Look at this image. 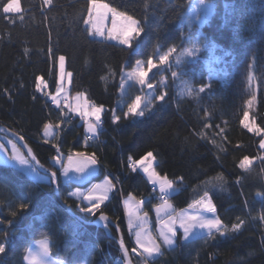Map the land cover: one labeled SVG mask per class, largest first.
<instances>
[{
  "label": "trees",
  "instance_id": "trees-1",
  "mask_svg": "<svg viewBox=\"0 0 264 264\" xmlns=\"http://www.w3.org/2000/svg\"><path fill=\"white\" fill-rule=\"evenodd\" d=\"M100 1L140 21L143 33L131 48L86 33L81 16L86 0H54L47 11L41 7L42 0H22L26 9L22 22L14 18L15 23H9L0 13V126L21 134L41 163L53 171L59 167L54 168L51 159L56 147L65 155L95 154L101 174L109 170L111 178H118L113 179L110 199L101 205L112 224L106 229L69 214L62 201L85 220L97 218L77 211L79 201L68 195L74 183L64 182L60 173L62 201L49 178L34 179L0 163V242L8 234V251L0 256V264H26L28 247L41 238H49L52 254L67 264H124L118 263L124 257L119 231L133 264H264V221L258 218L264 198L257 196L264 192V165L257 159L250 170L239 168L245 155L264 154L259 137L241 124L247 111L255 125L264 127V0H206L214 10L202 27L185 20L188 0ZM199 32L214 49H203L196 58L178 64L172 60L166 71L167 87H156V98L145 116L125 118L127 104L142 96L143 89L131 84L121 93L124 71L134 69L137 61L145 65L149 58L158 61L169 48L180 52ZM61 55L72 73L71 94L82 93L109 110L96 140L86 141L84 123L72 114L63 116L65 122L54 139L41 138L44 126L58 112L35 90V84L42 76L55 92ZM213 55L225 71L211 78L207 62ZM150 80L156 82V74ZM207 85L200 93V87ZM253 91L255 100L249 107ZM161 94L165 101L158 99ZM113 109L121 116L118 124L112 122ZM149 151L156 156L157 171L168 179L184 176L197 186L210 177H222L209 194L224 224L230 229L243 220L241 229L227 239L217 236L192 243L178 239L174 249L163 247V255L154 260L145 261L134 252L123 199L133 195L151 210L159 192L153 191L144 174L131 171L128 157L140 159ZM22 203L25 209L20 208Z\"/></svg>",
  "mask_w": 264,
  "mask_h": 264
},
{
  "label": "snow or ice",
  "instance_id": "snow-or-ice-1",
  "mask_svg": "<svg viewBox=\"0 0 264 264\" xmlns=\"http://www.w3.org/2000/svg\"><path fill=\"white\" fill-rule=\"evenodd\" d=\"M41 7L45 11L51 9L54 7V0H42ZM25 12L26 9L22 6V0H0V13L8 19L9 23H15L14 18H18L22 22L24 20ZM81 16L82 23L85 25V31L89 36L114 40L129 48L132 47L133 42L143 33V28L140 26L139 20L128 15L126 12L119 11L116 7H113L108 3L100 2V0H86ZM109 19L111 28L106 32L103 25L105 22L109 21ZM175 50L174 47L169 48L167 53L160 55L159 63L161 65L168 64L169 55ZM48 51L51 55L52 50L49 48ZM25 52H27V49ZM192 54V50L188 49L182 55ZM156 67L157 64L151 58L147 60L146 68L143 61H137L136 67L121 77V92L124 91V84L126 81H133L141 86L142 89L144 87L149 90L153 89V85L148 82V76L149 72ZM59 73L61 83L55 85V95L45 91L47 83L42 76L37 78L35 90L43 92L44 95L57 106V108H60L61 111H63L60 94L61 92H64L62 100L64 103H67L68 96L65 91L66 85L64 81L67 77L68 83H71L72 77L71 72H65V57L63 55L59 56ZM172 75L175 77L177 73L173 72ZM253 79L254 78L250 75L249 81L251 82ZM161 83H163V81H161ZM206 87H210V85L201 86L199 92H205ZM5 92H7V90H5ZM82 95L83 94L81 93H77L75 97V107L72 108V111L77 113L86 125V141L96 140L98 139V134L103 124L102 117L109 110L106 109L103 104L97 105L95 103H90L87 100H83L82 102ZM158 99L160 101H165V94L159 95ZM254 100L255 91H253V98L247 101V105L250 107ZM150 104L151 101H149V104H142V97L137 95L130 104H127V111L124 112L123 115L125 118H143L146 111L149 109ZM68 119H71V117L68 116ZM111 119L114 124H118L121 120V116L116 114L115 109L111 110ZM64 122L65 121L62 119L61 123ZM241 124L250 133H254L259 137V148L264 150V127L249 122V114L247 111L243 113ZM4 131L7 133L8 130ZM52 131V125L46 124L44 126V137L46 139L49 137L54 139L55 137L51 136ZM13 135L16 136V139L8 140V144H11V149H9L4 142L0 141V152H3L5 155L11 152V156L9 157L10 160L16 161L21 166H25L30 174H37L38 178L44 179V177H40L36 171L37 169L39 171L42 170L49 178L48 182L54 187L59 183L60 177L58 173L70 180L74 178H86L85 174H87V176L93 175L99 166V161L95 157V154L88 156L84 152H70L65 155L59 147H56V154L52 156L51 159L53 167H59L55 171L45 169L36 156L32 154V149L28 148L26 143L24 144V147L27 150V155L20 152L17 141H24V137L16 134ZM254 159H259L261 165H264V154L258 157L245 155L239 162V168L246 171L250 170V166L253 164ZM145 161H147V163H145ZM155 161L156 156H154L151 151L147 152V154L140 159H133L132 156L128 157V164L131 171H140L144 174L147 177V182L153 186V191L159 192V198L162 201L156 206V216L160 227L157 236L153 237L151 233L146 232L144 228V225L147 224V213H144L143 216L140 215L141 206L145 201L136 200L133 196L124 200V205L128 212V228L129 230L139 229L134 231L135 244L143 250L140 255L145 258V261L149 259L154 260L157 256L163 255L161 250L162 245L174 249L177 245L178 239L187 243H192L195 240L207 241L215 239L217 236L227 239L230 233L238 232L241 229L244 224L243 220L233 224L230 229L224 224L220 216L217 214L216 206L212 202L207 191L204 192L200 199L195 200L189 205L190 209L195 210L194 212H176L168 199L175 191L174 184L176 182L168 179L167 176H161L160 173L155 170ZM5 163H7V161H5ZM219 178L222 179V177ZM113 179L118 178H109L108 176H105L102 184H93L91 188L87 189L86 193L85 191H82L81 188H76V190L70 194V197L77 198L83 204V206H77V211L85 213L87 216L99 217L98 221L103 222L107 228L112 224V221H110L109 217L102 212L101 205L109 200L108 194L114 187L112 182ZM179 180L182 181L183 178L180 177ZM98 192L100 194L97 195L96 193ZM257 196L264 198V192H258ZM84 201H86V203H83ZM26 207L27 205L23 203L20 204L21 209H25ZM12 215L15 216L16 213L13 212ZM258 218L261 221H264V209L261 210ZM80 219L83 220L85 217L81 216ZM0 223H2V221H0ZM8 223L11 224V221ZM113 226L118 227V225ZM7 235V233H4L3 241L5 242H0V256L6 255L8 251V244L6 243ZM40 243L44 254L47 255L49 252V244L47 240L41 241ZM120 248L125 260H127L128 251L124 247L122 239L120 241ZM133 251L135 252L136 249L134 248ZM33 264H35V258H33ZM128 264H130V261H128Z\"/></svg>",
  "mask_w": 264,
  "mask_h": 264
},
{
  "label": "crops",
  "instance_id": "crops-1",
  "mask_svg": "<svg viewBox=\"0 0 264 264\" xmlns=\"http://www.w3.org/2000/svg\"><path fill=\"white\" fill-rule=\"evenodd\" d=\"M58 72H59V67H58ZM59 81H60V77L58 79V84H59ZM45 82L47 83V88H46L45 91H47L48 93H50L52 95H55L56 91L55 92H51L49 90L48 82L47 81H45ZM70 86L71 85L66 84V88H65V91L67 92V96H68L67 103H64L63 100H62L64 92H62V94L60 95V98H61V101H62V104H63V111H61V110L59 111L58 110L59 108H57V106L55 104H53L55 106L54 109H55V111L58 112V114L54 115V117L49 122V124H51L53 126V131H52V134H51L52 137L56 136L57 131H58V126L61 124V120L63 119V116L65 114H72L75 117H79V115L77 113L72 111V108L75 107V103H76L75 97H76L77 94H71ZM41 93L44 94L43 92H41ZM47 99H49V98L47 97ZM83 100L89 101L84 94L82 95V102H83ZM81 121L84 123V121L82 119H81ZM84 131H85V134H87V129H86L85 123H84ZM43 133H44V131L41 134V138L46 139L44 137ZM47 139H52V138L49 137ZM8 140H14V139L11 138L10 136L6 135V134H0V141L4 142L8 146V148L11 149V144H8ZM17 145H18V148L20 149V152L22 154H24V155H27L23 151V149L20 147V145L18 143H17ZM5 156H7V160H8L7 163H5V161H2L0 163L16 167V168H18L21 171H26L27 174H29V176H32V177L35 176V174H30V172L28 170H26L25 166H21L16 161L10 160L9 157L11 156V152H9ZM88 156H91V155H88ZM145 163H147V161H145ZM156 166H157V159H156V161L154 163L155 170L157 171ZM85 176H86V178H80V179H75L74 178V179L70 180V179H67L66 177H63V175L61 174L62 180L64 182H66V183H74V186L70 188V190L68 192V195H70L73 191H75L76 188H81V190L85 191V193H86L87 189L91 188V186L93 184H102L103 181H104L105 176H108L109 178H111L109 176V174H105V175L101 174L100 164L97 167V169H96V171H95V173L93 175L87 176V174H85ZM179 178L173 180V181L176 182L174 184L175 191H174V193L172 195L169 196V198H168L169 199V203L172 205V207L175 209L176 212H182V211H185V210H193V209L189 208V205H191L195 201V200L192 199V196H193V193H194V189H196V187L191 184V182H190V180L188 178H185L183 176L182 177L183 178L182 181H180ZM113 185H114V187H113L112 191L109 192V194H108L109 195V199H110V197H111V195H112V193H113V191L115 189L114 182H113ZM96 194L98 195L100 193L98 192ZM208 194H209V192H208ZM130 196H133V195H128V196L124 197L123 204H124V200L128 199ZM209 196H210V194H209ZM133 197H135V196H133ZM75 199H77V198H75ZM136 200H142V199L136 198ZM78 201H79L80 206H83L82 202L80 200H78ZM161 202H157L156 204H154L152 206L151 210H148L146 208L145 203L141 206V209H140V215L141 216H143L144 213H147V224L144 225L145 231L146 232H149V231L152 232L155 235L154 237L157 236V232H158V229L160 227L159 222L157 220V216H156V206L158 204H160ZM83 203H86V201H84ZM124 208H125L126 222L128 224V212H127V208L125 207V205H124ZM152 225H154V228L151 227ZM136 230H139V229H133L132 230L133 231V242H134V244H135L134 231H136ZM44 240H47V242L49 244V252H48L47 255L44 254L42 245L40 243L41 241H44ZM135 246H136V250H137L138 254L140 255V253L143 250L141 248H139L136 244H135ZM163 247L168 248L167 246L162 245L161 246V250H163ZM26 257H27V259H26ZM141 257H143V256L141 255ZM33 258H35V264H67L63 260L55 257L52 254V252H51V240L49 238L37 239V240H34L30 244V246L28 247V250L26 252V255H25V263L26 264H33Z\"/></svg>",
  "mask_w": 264,
  "mask_h": 264
},
{
  "label": "rangeland",
  "instance_id": "rangeland-1",
  "mask_svg": "<svg viewBox=\"0 0 264 264\" xmlns=\"http://www.w3.org/2000/svg\"><path fill=\"white\" fill-rule=\"evenodd\" d=\"M171 1L177 3L181 0H171ZM188 2L189 3H188V8L186 10L185 20L189 21L191 24H196L199 27H202L204 22L210 17V15L212 14V12L214 10L213 4H211L210 2H208L206 0H188ZM102 3H106V2H102ZM103 27L105 28L106 32L111 28L110 19H109V21L105 22ZM98 38H100V37H98ZM101 39H103V38H101ZM107 40H109V39H107ZM111 41H114V40H111ZM206 48L213 50L214 45L206 36H204V34L202 32H199L198 36L195 37L194 41H192L189 45L184 47L180 52H178V53L172 52V54L174 56L171 54L169 55L168 64L161 65L159 63V60L154 61L157 64V67L153 68L152 71L149 72V76H148V82L153 85V89L149 90L146 87L143 88V92H142V96H141L142 97V104H149V101H152L153 99L156 98V95H157L156 94L157 93L156 87L157 86L161 87L163 90L166 89L167 84H168V80H169V77L167 75L168 73L166 71H167V69H169V66L172 64L173 61L175 64L176 63L178 64L181 61L186 60V59H194L198 56L200 51H202L203 49H206ZM188 49H191L193 54L192 55H182ZM144 66H145V68L147 67V65H145V64H144ZM207 67H208L211 78L218 76L219 75L218 73H223L225 71L223 66L221 65L219 57H216V56L214 57V55L210 58V60H208ZM132 70H125L123 75L127 72L132 71ZM65 72L66 73L69 72L67 70L66 57H65ZM154 74H156V76H157L156 82L155 81L152 82L150 80ZM59 75H60V73H59ZM161 81H163V83H161ZM59 83H61V81H59ZM64 83H65V85L66 84L71 85V83H68L67 77L65 78ZM131 84H136V83L133 81H126L124 84V91L121 93H125L127 88ZM136 85H138V84H136ZM139 87L141 88V86H139ZM61 94H62V92H61ZM249 122L253 123L250 116H249ZM2 161H8V160H7V156H5L3 152H0V162H2ZM256 161H257V159H254L253 163ZM36 171L40 177H44V179L40 178L41 180H45L48 178L46 176V174L41 173L38 169ZM24 172L27 174L26 171H24ZM30 177L34 178V179H39L37 174H35L34 177H32V176H30ZM219 177H220L219 175L214 176V177H210L209 179H207V180L203 181L202 183H199L197 186H195L196 189H194L192 199L198 200L203 196L205 191L210 192V190L216 188L217 183H218V179H220ZM185 211L194 212L195 210L193 209V210H185ZM152 228H154V227H152ZM150 233L153 237L155 236L152 232H150Z\"/></svg>",
  "mask_w": 264,
  "mask_h": 264
},
{
  "label": "water",
  "instance_id": "water-1",
  "mask_svg": "<svg viewBox=\"0 0 264 264\" xmlns=\"http://www.w3.org/2000/svg\"><path fill=\"white\" fill-rule=\"evenodd\" d=\"M4 130H8L7 133H6ZM0 134H6V135H9V136L12 137L14 140L16 139V136L13 135V134H16V135L22 136L21 134H19L18 132H16L15 130H13V129L7 127V126H0ZM17 143L20 145V147L23 149V151L27 154V150H26V148L24 147V144L26 143V144H27V147L32 149V154L36 156V154H35L33 148H32L31 145L26 141L25 138H24V141H17ZM36 158L38 159L37 156H36ZM38 160H39V159H38ZM39 161H40V160H39ZM40 163H41V161H40ZM41 164L44 166L45 169H49V168H47L43 163H41ZM41 172L44 173L42 170H41ZM54 188H55V192H56V194H57V197L61 200L60 191H59V183H58V185L55 186ZM61 201H62V200H61ZM62 203H63V206L66 208V210H67V212H68L69 214H71L72 216L76 217L77 219H79L80 221L84 222L85 224L105 227V224H104L103 222H99V221H98V220H99V217H97L96 219L91 220V221H89V220H85V219L81 220V219H80L81 216H80L78 213H76L70 205H68L67 203H65V202H63V201H62ZM69 209H71V210H69ZM116 228H117V227H116ZM121 239L123 240V238H122V236H121V233H120V231H119V237L117 238L119 246H120V241H121ZM123 242H124V240H123ZM124 247L127 249V247H126V245H125V242H124ZM127 251H128V249H127ZM128 261H130V264H133V261H132V259H131V255H130L129 251H128V257H127V260H126V264H128Z\"/></svg>",
  "mask_w": 264,
  "mask_h": 264
},
{
  "label": "built area",
  "instance_id": "built-area-1",
  "mask_svg": "<svg viewBox=\"0 0 264 264\" xmlns=\"http://www.w3.org/2000/svg\"><path fill=\"white\" fill-rule=\"evenodd\" d=\"M104 127V120H103V124H102V127H101V129ZM98 138H99V135H98ZM90 141H93V140H90ZM110 176H112V173L108 170V171H106ZM159 196H160V194H155V198H156V200L157 201H161L160 200V198H159ZM127 227H128V225H127ZM151 227H153V225L151 226ZM128 230H129V228H128ZM129 233H130V235L131 236H133V232H132V230H129ZM118 262H124V260L123 259H120V260H118Z\"/></svg>",
  "mask_w": 264,
  "mask_h": 264
},
{
  "label": "bare ground",
  "instance_id": "bare-ground-1",
  "mask_svg": "<svg viewBox=\"0 0 264 264\" xmlns=\"http://www.w3.org/2000/svg\"><path fill=\"white\" fill-rule=\"evenodd\" d=\"M121 259H123L124 260V257L123 258H121ZM120 260V259H119ZM118 263H124V262H118ZM125 264V263H124Z\"/></svg>",
  "mask_w": 264,
  "mask_h": 264
}]
</instances>
